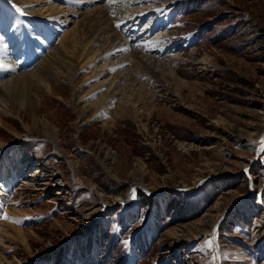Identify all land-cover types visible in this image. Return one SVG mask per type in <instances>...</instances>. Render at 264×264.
<instances>
[{"label":"rangeland","instance_id":"1","mask_svg":"<svg viewBox=\"0 0 264 264\" xmlns=\"http://www.w3.org/2000/svg\"><path fill=\"white\" fill-rule=\"evenodd\" d=\"M1 1L7 43L18 22L4 9L18 13V0ZM46 1L60 15L32 17L52 22L42 41L53 46L68 35L80 61L105 64L83 29L111 0ZM118 5L124 19L114 29L127 49L167 62L166 70L130 73L149 93L141 89L130 102L128 82L115 73L94 79L118 88L130 120L104 127L85 99L73 105L57 78L56 106L44 103L42 118L2 120L0 264H128L133 251L135 264H264V0H156L171 17L152 29L154 13L130 18L125 11L140 6ZM20 46L25 60L38 59L36 45ZM4 167L16 176L8 189Z\"/></svg>","mask_w":264,"mask_h":264},{"label":"bare ground","instance_id":"2","mask_svg":"<svg viewBox=\"0 0 264 264\" xmlns=\"http://www.w3.org/2000/svg\"><path fill=\"white\" fill-rule=\"evenodd\" d=\"M91 1L88 0L87 2L93 6L96 4L97 0ZM155 1L156 0H111L105 7L100 9H97L98 7L96 8L97 10L94 11L89 22L91 23L90 25L93 26L92 29L88 30V28L86 31L83 29V33L86 35L89 34V36H92L94 40L92 46L94 49H98L97 52H99V58L97 56L98 59L96 62L103 63L107 61L97 69L95 68L96 63L86 65L85 62L83 63L82 60H79L80 57L76 55L72 49L71 46L73 45L71 44L72 42L70 43V40H68V35H63L62 37L60 36L61 38L59 39V42L53 46H48L49 40L46 42L42 41L43 38L41 36V32L46 33V29L49 27L52 28V22L48 20L45 21L47 27L38 23L32 24V17L40 18L45 12H48V17L55 16L56 14L60 15L59 12H56L58 9L50 6V3L46 0H18V13L13 12L11 9L9 11L8 8L4 9V11H7L8 14H3V16L6 17L12 14V19L18 23L17 25L15 24L17 29L14 36H12L13 40H8L6 43L4 38H0V45L2 43V46H0V66L4 70L1 71L2 75H0V124L5 118L7 120L12 119L11 117L18 119L23 117V119H26L28 116H31L32 121L35 122L38 121L39 118H42L45 113V110H42V108L45 107L44 103L47 102L50 105L56 106V100L54 101L52 97L56 92L51 84L52 78H57L58 80L63 81L65 80L71 93L73 105L75 106L78 101L85 99L86 102L84 103V109L86 111L95 112L96 117L103 122L104 127L112 125L116 120L133 119L134 114L129 106V102L132 101L133 98H136L137 91H140L141 89L145 92L143 93L141 90V93L145 95H148L149 93L144 89V86H147L148 83H141L137 78L132 79L131 74L135 73L137 76L136 73H138V71L139 73L148 71H153L152 73H154L157 69L159 71L167 67V62H159L157 61L158 59H156L157 57H150L148 56L149 54L143 56L141 55V52H138L134 48L127 49L125 41L114 29L115 26L122 24L121 21L124 19L123 9L121 10L120 8L119 10L117 7L119 6L118 3H121V7H130L133 5L140 6L141 8L134 7V9L130 8L125 11L128 13L127 15H130V18L141 16L146 17L150 13H154L155 17H153L152 20H150V23H148L149 26L151 25L150 27H147L149 29L155 27L158 22H161V26H167L171 14L168 15L167 12L162 14L160 12L162 5L160 7H156ZM2 2L3 1L0 0V5L3 4ZM107 6H112V8L109 9ZM63 10L67 12L65 16L81 14L72 8H63L60 11ZM19 14H23V16H20ZM62 15L64 16L63 13ZM119 15L122 16L120 19L119 17H115ZM55 20L58 21L56 18ZM81 23L82 21L79 22L78 26L80 28H82ZM28 25H33V27L36 28L32 29ZM152 43H154V40L151 43L147 41L144 45L148 47L147 50L149 52L154 50V44ZM21 44H24L27 48L31 49H34V46L36 45L37 50L35 51V54L39 55L38 59L31 56V63L27 61L28 59L25 60L26 53L22 51L23 46H20ZM155 44L157 43L155 42ZM139 48L141 47L139 46ZM164 48L165 47L162 46L159 50L162 51ZM19 52L20 55L18 57ZM15 53L17 56H14ZM21 54L23 55L22 59H20ZM118 55H122V58L117 59L115 63L109 61L110 59L112 60V57L114 58ZM164 60L172 62V59L168 56L164 57ZM30 64L33 66L31 71L27 72L26 68L24 69V65L28 66ZM65 73L68 75V78L64 77ZM101 73H115L113 76L115 80L117 79L116 81H119V84L128 82V84L122 87L125 93H129V96L127 95L128 97L125 96L126 100L129 101L128 103H117L116 94L119 91L116 86H113V88H109L110 86H102L103 88L106 87L102 90L103 88L99 86V82V85L97 84L98 86H96V84L91 85L94 82V79H99ZM146 81L149 82L150 80ZM114 84L115 83L112 82V85ZM136 87H138L137 89L139 90H137ZM38 105L40 106L39 109ZM48 138L56 144V138L54 135H48ZM7 169L8 168L4 167L2 174L4 177L3 184L5 188L8 189L16 182V176L13 173H8ZM3 206H5V201L0 199V209ZM8 227L15 235H17V237L22 233L21 230L13 226ZM137 255L138 254L133 251L130 255L128 264H135V261L138 258Z\"/></svg>","mask_w":264,"mask_h":264},{"label":"snow or ice","instance_id":"3","mask_svg":"<svg viewBox=\"0 0 264 264\" xmlns=\"http://www.w3.org/2000/svg\"><path fill=\"white\" fill-rule=\"evenodd\" d=\"M5 219H6V217H5Z\"/></svg>","mask_w":264,"mask_h":264}]
</instances>
